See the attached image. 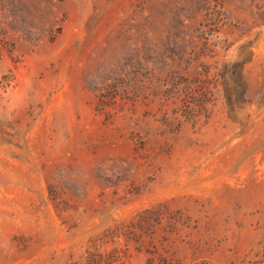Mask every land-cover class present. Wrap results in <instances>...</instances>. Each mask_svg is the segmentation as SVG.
Listing matches in <instances>:
<instances>
[{"label":"rangeland","instance_id":"374dc122","mask_svg":"<svg viewBox=\"0 0 264 264\" xmlns=\"http://www.w3.org/2000/svg\"><path fill=\"white\" fill-rule=\"evenodd\" d=\"M0 264H264V0H0Z\"/></svg>","mask_w":264,"mask_h":264}]
</instances>
